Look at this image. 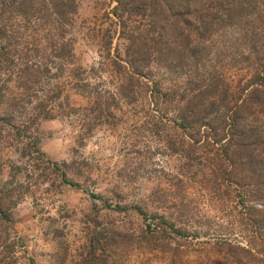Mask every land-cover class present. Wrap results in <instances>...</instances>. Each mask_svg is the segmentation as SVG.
Instances as JSON below:
<instances>
[{"label":"rangeland","instance_id":"rangeland-1","mask_svg":"<svg viewBox=\"0 0 264 264\" xmlns=\"http://www.w3.org/2000/svg\"><path fill=\"white\" fill-rule=\"evenodd\" d=\"M150 2L0 0V264H264V0Z\"/></svg>","mask_w":264,"mask_h":264},{"label":"trees","instance_id":"trees-1","mask_svg":"<svg viewBox=\"0 0 264 264\" xmlns=\"http://www.w3.org/2000/svg\"><path fill=\"white\" fill-rule=\"evenodd\" d=\"M45 1H48V0H45ZM51 3H52V6H56V4H55V2L54 1H50ZM158 3V0H151V2H150V5H155V4H157ZM48 4H49V2H48ZM44 7V6H43ZM45 7H47L46 5H45ZM48 7H49V5H48ZM53 7V8H54ZM2 38V37H1ZM3 39V38H2ZM3 42H5V39H3L2 40ZM2 56V55H1ZM134 57L135 56H131V55H129L128 54V56L126 55V58L128 59V61H129V63H130V65L131 66H133L134 68H136V70H139V66L140 65H136L137 63H136V61H135V59H134ZM136 58V57H135ZM262 97L264 98V95H262ZM243 106H244V104H243ZM260 106H263V104L261 103L260 104ZM242 106L240 105L238 108L240 109ZM243 108V107H242ZM241 108V109H242ZM239 109H237L236 108V110L233 112L234 114L237 112V110H239ZM235 124H238L237 123V120H236V118H235ZM243 133H240V136L242 135ZM54 166H55V168L57 169L58 167H57V165H55L54 164ZM143 214V213H142ZM160 222L163 224V225H167L175 234H177V235H180V236H183V233L182 232H180V231H178L177 229H174V227L172 226V225H170V224H168L165 220H163V219H160Z\"/></svg>","mask_w":264,"mask_h":264}]
</instances>
